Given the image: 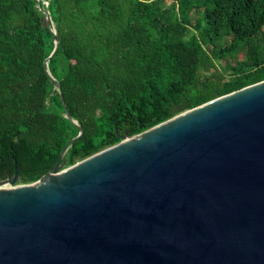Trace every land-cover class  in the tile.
<instances>
[{
	"label": "water",
	"instance_id": "water-1",
	"mask_svg": "<svg viewBox=\"0 0 264 264\" xmlns=\"http://www.w3.org/2000/svg\"><path fill=\"white\" fill-rule=\"evenodd\" d=\"M33 1L59 58L49 4ZM51 55L46 77L80 133L32 184L17 185L14 158L0 181V264H264V81L66 167L84 130Z\"/></svg>",
	"mask_w": 264,
	"mask_h": 264
},
{
	"label": "trees",
	"instance_id": "trees-1",
	"mask_svg": "<svg viewBox=\"0 0 264 264\" xmlns=\"http://www.w3.org/2000/svg\"><path fill=\"white\" fill-rule=\"evenodd\" d=\"M38 1L60 39L52 75L84 130L66 167L119 143L118 132L140 134L264 81V0ZM36 4L0 0V181L16 158L22 185L80 133L46 77L54 42Z\"/></svg>",
	"mask_w": 264,
	"mask_h": 264
},
{
	"label": "rangeland",
	"instance_id": "rangeland-1",
	"mask_svg": "<svg viewBox=\"0 0 264 264\" xmlns=\"http://www.w3.org/2000/svg\"><path fill=\"white\" fill-rule=\"evenodd\" d=\"M46 4H49V3L46 2ZM227 60H228V59H227ZM221 63H222L223 65H225V66L228 65V64H229V65H232V64H233L232 61H228V62H226V61H222ZM105 149H106V148H105ZM103 150H104V149H103ZM17 185L19 186V185H22V184H17ZM23 185H25V184H23Z\"/></svg>",
	"mask_w": 264,
	"mask_h": 264
},
{
	"label": "bare ground",
	"instance_id": "bare-ground-1",
	"mask_svg": "<svg viewBox=\"0 0 264 264\" xmlns=\"http://www.w3.org/2000/svg\"><path fill=\"white\" fill-rule=\"evenodd\" d=\"M56 54H55V51L52 53V55H51V57H50V59H49V63H51V61H52V58L55 56Z\"/></svg>",
	"mask_w": 264,
	"mask_h": 264
},
{
	"label": "flooded vegetation",
	"instance_id": "flooded-vegetation-1",
	"mask_svg": "<svg viewBox=\"0 0 264 264\" xmlns=\"http://www.w3.org/2000/svg\"><path fill=\"white\" fill-rule=\"evenodd\" d=\"M126 133H128V132L125 131V133H123V134H120V133L118 132V136H123V135H125Z\"/></svg>",
	"mask_w": 264,
	"mask_h": 264
}]
</instances>
